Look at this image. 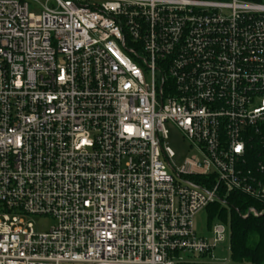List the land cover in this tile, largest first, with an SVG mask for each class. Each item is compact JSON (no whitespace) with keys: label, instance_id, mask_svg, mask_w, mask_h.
<instances>
[{"label":"built area","instance_id":"built-area-1","mask_svg":"<svg viewBox=\"0 0 264 264\" xmlns=\"http://www.w3.org/2000/svg\"><path fill=\"white\" fill-rule=\"evenodd\" d=\"M233 192L264 215V4L0 0V264H228Z\"/></svg>","mask_w":264,"mask_h":264},{"label":"trees","instance_id":"trees-1","mask_svg":"<svg viewBox=\"0 0 264 264\" xmlns=\"http://www.w3.org/2000/svg\"><path fill=\"white\" fill-rule=\"evenodd\" d=\"M228 206L213 203L207 208L210 220L230 225L232 264H264V215L243 218L241 213L257 202L241 193H231Z\"/></svg>","mask_w":264,"mask_h":264},{"label":"rangeland","instance_id":"rangeland-1","mask_svg":"<svg viewBox=\"0 0 264 264\" xmlns=\"http://www.w3.org/2000/svg\"><path fill=\"white\" fill-rule=\"evenodd\" d=\"M253 2H259L264 4V0H249ZM166 128L169 131V139L167 141L168 146L174 152L173 163L176 166H181L185 160L195 154L194 150L190 148L187 141L183 138L181 132L174 127L172 124H166ZM223 206V205H222ZM226 207V206H223ZM30 221L35 225L37 229L40 231H47L51 228L52 225L55 224V220L47 217H34L30 219ZM217 222H223L218 219V217L214 218V220H210L208 210H204L199 212L194 219V228L198 235L207 237L211 239V224H215ZM225 223V222H223ZM227 234L226 239L223 243L219 244L214 251V257L217 261H227L228 264H232V252H231V236H230V225L227 223Z\"/></svg>","mask_w":264,"mask_h":264}]
</instances>
